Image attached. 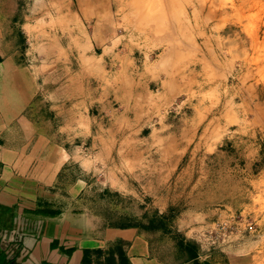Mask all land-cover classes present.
<instances>
[{
  "label": "rangeland",
  "instance_id": "374dc122",
  "mask_svg": "<svg viewBox=\"0 0 264 264\" xmlns=\"http://www.w3.org/2000/svg\"><path fill=\"white\" fill-rule=\"evenodd\" d=\"M154 1L0 3L43 40V65L66 67L77 48L80 97L97 100L96 148L79 156L93 167L96 193L105 185L137 193L108 201L112 221L163 217L200 247V264H264V0ZM150 10L165 17L162 31ZM94 30L106 52L155 53L141 67L128 59L105 68L87 57ZM149 235L162 259L178 262L172 236Z\"/></svg>",
  "mask_w": 264,
  "mask_h": 264
},
{
  "label": "crops",
  "instance_id": "0c3cea01",
  "mask_svg": "<svg viewBox=\"0 0 264 264\" xmlns=\"http://www.w3.org/2000/svg\"><path fill=\"white\" fill-rule=\"evenodd\" d=\"M77 4L80 12L84 4ZM6 7L0 3V264H195L162 259L149 231L109 217L116 210L109 200L137 193L112 185L96 193L93 167L79 156L96 148L97 110L93 94L80 97V54L73 43L66 67L62 59L43 65V40ZM93 33L88 60L105 68L128 59L141 67L155 53H109L99 30ZM102 103V111L111 105ZM141 214L123 216L138 223Z\"/></svg>",
  "mask_w": 264,
  "mask_h": 264
},
{
  "label": "trees",
  "instance_id": "16d2710c",
  "mask_svg": "<svg viewBox=\"0 0 264 264\" xmlns=\"http://www.w3.org/2000/svg\"><path fill=\"white\" fill-rule=\"evenodd\" d=\"M126 225H128L129 227L137 226L141 227L145 231L159 232L161 233V235L172 236L179 263H185L194 260L196 261L195 264H200L199 261H197L199 253L201 251L200 247L196 243L189 241L185 237H182L173 232L169 227L167 219L163 217H156L151 219L148 218L147 222L141 221L137 223L135 221H130Z\"/></svg>",
  "mask_w": 264,
  "mask_h": 264
},
{
  "label": "bare ground",
  "instance_id": "6f19581e",
  "mask_svg": "<svg viewBox=\"0 0 264 264\" xmlns=\"http://www.w3.org/2000/svg\"><path fill=\"white\" fill-rule=\"evenodd\" d=\"M147 2H148V4H151V6L153 7V5H155V1L154 0H146ZM157 1V0H156ZM159 2L161 1V0H158ZM172 1H174V0H172ZM166 2V1H165ZM165 2L160 6V9H162L163 7H164V4H165ZM171 2V1H170ZM177 3V2H176ZM175 3V4H176ZM189 3V2H188ZM43 4H45V3H43ZM191 4V3H190ZM159 5H160V3H159ZM150 6V5H149ZM173 7H174V5H173ZM176 7V6H175ZM46 8V7H45ZM142 9L144 8V7H141ZM155 8V12L156 13H160V11L161 10H157V7H154ZM41 9V8H40ZM47 10H48V8H47ZM147 10V9H146ZM142 11V10H141ZM193 11V10H192ZM146 13H148V15H150V19L152 20V19H155V20H153V21H151V22H157L156 23V28L157 29H159L160 31H162L163 30V27H164V25H165V23H164V19L163 18H165V17H163V18H161V19H159L158 18V16L159 15H155V13L154 12H151V10L150 11H148V12H146ZM163 13V12H162ZM169 13V12H168ZM167 13V14H168ZM133 14V13H132ZM170 14V13H169ZM146 15V14H145ZM161 15V14H160ZM65 16V15H64ZM133 16V15H132ZM79 17V16H78ZM148 17V16H147ZM154 17V18H153ZM54 18V17H53ZM52 18V19H53ZM149 18V17H148ZM158 18V19H157ZM172 18V17H171ZM55 19V18H54ZM163 21V22H162ZM154 22V23H155ZM28 25V24H27ZM145 26V25H144ZM29 27V26H28ZM155 29V28H154ZM156 29V31H158ZM160 31H158V32H160ZM186 35V34H185ZM189 41V40H188ZM182 43V42H181ZM189 45V44H188ZM204 48V47H203ZM176 49V48H175ZM186 49V48H185ZM169 51H170V49H169ZM171 52V51H170ZM212 52V51H211ZM169 54V53H168ZM168 54H166L164 57H163V61H162V65H165V64H167L168 63V61L170 60L169 58H170V56H168ZM170 55V54H169ZM203 56V55H202ZM95 60H96V58H95ZM214 60V59H213ZM97 61V60H96ZM90 62V61H89ZM95 62V61H94ZM214 63H216V62H214ZM100 68V67H99ZM98 69V68H97ZM101 70V69H100ZM99 69H98V71H100ZM157 71V70H156ZM170 71V70H169ZM97 73V72H96ZM99 73V72H98ZM95 74V73H94ZM102 74V73H101ZM99 75V74H98ZM132 83V82H131ZM124 88V87H123ZM165 94V93H164ZM151 95V94H150ZM150 95H148V96H150ZM168 94H166V96H167ZM165 96V95H164ZM164 96H163V98H164ZM151 97V96H150ZM155 98V97H154ZM162 98V97H161ZM146 99H150V98H146ZM158 99H160V97L158 98ZM150 103V102H149ZM154 133H152V135H153ZM219 136V135H218Z\"/></svg>",
  "mask_w": 264,
  "mask_h": 264
}]
</instances>
